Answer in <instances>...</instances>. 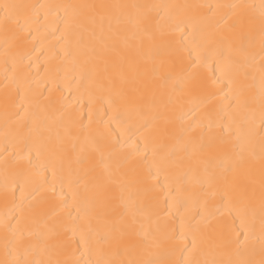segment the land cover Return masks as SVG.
Wrapping results in <instances>:
<instances>
[{
  "label": "snow or ice",
  "instance_id": "6c2138e0",
  "mask_svg": "<svg viewBox=\"0 0 264 264\" xmlns=\"http://www.w3.org/2000/svg\"><path fill=\"white\" fill-rule=\"evenodd\" d=\"M48 7L63 9L64 15L60 18L64 26L63 39L69 45L75 39L77 46L74 53L66 52V55L74 58L82 56L85 65L94 63L95 67L87 75L97 91L108 94L106 105L116 110L123 106L143 119L144 129L155 128V139L160 142L161 151L167 147L166 141L174 140L179 150L185 152L187 162L183 158H176V148L169 150L161 158L163 164L184 169L175 178L176 187L167 193L166 202L175 201L177 194L183 191L186 194L184 202L191 201L199 209L195 215L182 221L186 234L181 239H188L189 243L179 249V258H148L153 255L154 250L167 251L166 245L174 239L171 231L159 223V201L151 195L153 188L146 186L147 179L153 178L151 166L146 178L136 166H127L133 154L122 156L118 142H110L104 146L92 142L93 150L99 153L101 162L104 161L105 151L107 152L112 166L104 163V170L109 182L119 189L118 197L109 196L97 201L93 192L97 185L90 186L87 179L94 171V165L88 157L78 155L75 163L79 167L73 168L72 161L68 159L69 148L73 153L84 152V144L90 140L88 125L78 117H69L68 123L62 125L63 132L56 131L53 142L47 118L33 113L25 125L24 118L28 115L29 108L23 103L17 105L11 102L9 95L5 93L6 118L11 107L15 109L11 113L15 117L13 122H19V127L14 130L6 128V141L11 135L25 144L26 151L34 148L37 155L47 152L46 167H51L53 177L62 172L67 163L69 180L75 177L77 187L83 186V192L76 195L82 197L86 215L94 213L95 219L102 225L86 239V243H94L101 256L110 251L114 256L128 257L97 259L94 264H264V138L261 139L257 153L256 145L251 139L240 142L237 136V142L233 143L228 138L230 125L222 123L229 118L226 108H251L256 104L261 109V122L264 123V0H260L258 6H200L208 8L210 18L217 16L218 9H232L231 16L235 19L229 23L230 17L222 16L217 21V30L206 33L199 41L193 38L179 45L164 42L162 34L161 45L154 43L156 37L148 30L147 16V11L155 7L153 5L66 4ZM257 10L258 19L255 14ZM47 15L45 13V20ZM37 22L39 13L36 5L0 0V30L4 33L6 44L10 36L12 39H19L23 33L28 32L30 37V25ZM129 24L136 29L131 36L124 35ZM140 32L153 42L150 51L154 49L159 53L161 47L165 50L164 58L152 69L154 79L160 81L159 90L149 89L144 80L145 73L140 72L135 63L134 56L145 54L143 41L138 35ZM121 40L123 47L120 46ZM257 42L261 61L260 77L258 92H253L257 84L251 69L255 60L253 49ZM13 64L15 65V61ZM170 83H174V87L168 91ZM192 93L203 96L208 104L215 99L226 103L217 112L215 120L211 111L204 113L206 125L199 118L187 122L185 116L188 114L185 113L178 118L180 124L177 126L168 113L175 110L183 95ZM25 103L31 106L32 101L26 100ZM199 109L200 106L195 105L190 112L195 115ZM88 121L90 124V115ZM197 129L200 131L197 132ZM45 132L49 133L47 137ZM66 141L70 144H66ZM152 155L154 158L158 155L155 147ZM257 159L260 162V258H245L235 262L194 258L197 254H202L203 245L209 239H212V248L235 243L238 249L242 244L247 246L250 239H254L245 217L256 197L252 177L253 162ZM44 170L46 169H38L39 172ZM241 176L247 178V181L242 182ZM41 187L35 190L37 194ZM140 196L144 199L138 200ZM217 196L226 201L223 210L212 204ZM116 199L119 203L113 204L112 201ZM211 207H215V215L210 210ZM233 211L241 217L242 239L241 233L234 227L219 220L226 212L230 214ZM153 216L157 217L155 221ZM213 220H217L215 226L212 225ZM56 235L58 234L53 229L48 232L21 231L16 244L24 247L26 254L35 252L36 245L30 241L25 244V241L36 236L41 245L39 251L46 252L57 247L55 242L49 243ZM245 252L248 256H255L256 249L245 247ZM0 264H69V261L27 259L25 256L23 259L0 261Z\"/></svg>",
  "mask_w": 264,
  "mask_h": 264
},
{
  "label": "bare ground",
  "instance_id": "6f19581e",
  "mask_svg": "<svg viewBox=\"0 0 264 264\" xmlns=\"http://www.w3.org/2000/svg\"><path fill=\"white\" fill-rule=\"evenodd\" d=\"M17 3L32 4L37 6L39 22L30 25L31 33H23L19 39L9 37L5 43V37L0 30V261H11L14 259H44V260H66L69 264H94L97 259H126L124 256H114L110 251L101 256L97 253L94 243H86V239L93 235L96 229L102 225L95 219V214L85 213V205L82 197L76 195L83 192V186L79 188L75 183V177L68 178V166L58 172L56 177L52 175L51 167H46L48 153L42 152L37 155L33 148L25 150V144L18 142L11 135L6 141V128L11 131L19 127V122L14 123L15 117L11 113L15 110L9 108L6 118L5 93L15 104H25L29 108L28 115L24 118L27 125L33 113L46 117L51 129L53 142L57 130L63 132L62 125L68 123L69 117H78L85 125H88L89 143L84 144L83 153H73L69 148L68 159L72 161V167H79L75 160L78 155L86 156L94 165V171L88 177L90 186L93 188L97 201L104 200L109 196H119V189L111 184L104 170V163L112 166L105 151L104 161L101 162L99 153L95 152L92 142L98 146H104L110 142H118L121 146V155L131 156L127 166H136L144 177H148L151 166L153 178L147 179V185L153 188L151 195L159 201V223L166 226L174 239L166 245L167 251L158 249L153 251L152 259H174L179 258L181 249L189 243L188 239H181L185 235L182 221L189 216L195 215L199 209L195 208L191 201L185 203L186 194L181 191L176 200H167V193L176 187L175 178L184 169L172 164L161 163V158L173 148L177 150V159L188 160L184 151L179 150L176 142L166 141L167 147L161 151L159 141L155 139L156 129H144L143 119L127 111L123 106L118 110L109 108L105 101L107 93H101L95 89L88 71L95 65H85L83 57L66 55V52L76 51L75 39L67 44L63 39L64 26L60 22L63 17V9L48 6L66 4H140L155 6L147 11L148 30L156 37L155 44L161 45V34L164 42H172L179 45L189 39L199 41L203 35L218 29L217 21L220 17L229 18L231 23L235 17L231 16L232 9L221 8L217 10V16L210 18L207 5H235L249 4L259 5L260 0H15ZM45 6L43 8L39 6ZM133 12L135 10H132ZM47 13V19L44 15ZM258 19V10L256 11ZM124 35L131 36L136 31L133 25L126 26ZM143 41L144 52L142 56H134L136 66L140 72L145 73V83L149 89L159 90L160 81L154 79L152 69L158 66L160 59L164 58L165 50L160 48L159 53L152 49L153 42L143 32L138 33ZM136 43V41H133ZM123 47V41H120ZM255 60L251 71L256 76L257 87L253 92H258L260 77L259 44L257 42L253 49ZM7 60V63H6ZM15 61V65L13 64ZM99 70V69H97ZM174 87V83L168 85V91ZM227 89H225L226 91ZM32 101L31 106L25 103ZM226 102L215 99L208 104L207 100L198 93L183 95L175 110L168 113L179 126L181 115L187 113L185 120L200 119L205 125L207 120L204 113L211 111L213 119L217 118V112ZM199 105L200 109L192 115L190 109ZM229 118L222 123L229 124L231 132L229 139L235 143L239 136L240 142L251 139L256 145L257 153L261 139L264 138V123H262L261 109L258 104L251 108H226ZM91 116L89 124L88 117ZM7 119V124H6ZM200 129H197L199 132ZM213 131H216L215 129ZM45 137L49 135L45 132ZM66 144L70 142L66 141ZM157 149V157H153V148ZM7 149V151L5 150ZM139 151H136V150ZM256 197L251 203L246 223L252 229V237L249 244H243L238 249L235 243L223 247L212 248V239L203 245L202 254H197L196 259H215L218 261H238L245 258L259 259V237H260V162H253ZM38 169H46L39 172ZM63 178V179H62ZM240 180L246 182L247 178L241 176ZM42 186V187H41ZM37 187H41L39 194ZM54 189V191L52 190ZM198 190V189H197ZM75 196V199H74ZM144 199L143 196L138 200ZM118 204L119 200H113ZM222 201L217 196L212 204L220 206ZM123 210L122 208L120 209ZM215 215V207H211ZM157 217L153 216V221ZM199 219V217H197ZM219 220L230 224L241 233V217L237 212L225 213ZM45 222L47 226H45ZM217 220L212 221L215 226ZM147 227V225H146ZM53 229L58 235L53 236L49 243L55 242L57 247L50 248L46 252H40L41 247L36 236L30 237L29 241L36 245L37 251L26 254L24 247L17 246L21 231L48 232ZM211 236V229H209ZM245 247H255V256H248ZM186 255V254H185Z\"/></svg>",
  "mask_w": 264,
  "mask_h": 264
}]
</instances>
